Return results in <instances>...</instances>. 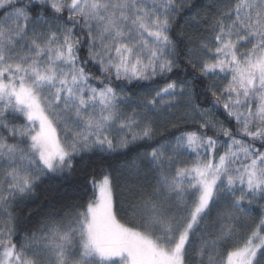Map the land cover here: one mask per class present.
<instances>
[{
	"label": "snow or ice",
	"instance_id": "obj_1",
	"mask_svg": "<svg viewBox=\"0 0 264 264\" xmlns=\"http://www.w3.org/2000/svg\"><path fill=\"white\" fill-rule=\"evenodd\" d=\"M0 264H264V0H0Z\"/></svg>",
	"mask_w": 264,
	"mask_h": 264
},
{
	"label": "trees",
	"instance_id": "obj_2",
	"mask_svg": "<svg viewBox=\"0 0 264 264\" xmlns=\"http://www.w3.org/2000/svg\"><path fill=\"white\" fill-rule=\"evenodd\" d=\"M180 24L182 27L187 28L184 21H181ZM188 30L191 31L190 29H188ZM60 192H61V194H67V195L73 194L71 186H68L66 188H61ZM43 204H44V200H43V192H42L40 199L36 202L35 205H33V207L36 209V213L33 215L32 219L30 221L25 222V224H26L25 231L28 232L29 234L32 231L37 230L41 226V219H42V216L44 214V211H46V208L42 207ZM23 235H24L23 232L20 233L21 237Z\"/></svg>",
	"mask_w": 264,
	"mask_h": 264
}]
</instances>
